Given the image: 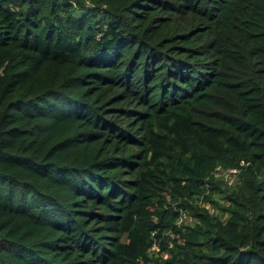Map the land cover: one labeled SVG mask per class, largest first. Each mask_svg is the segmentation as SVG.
Masks as SVG:
<instances>
[{"label": "trees", "instance_id": "1", "mask_svg": "<svg viewBox=\"0 0 264 264\" xmlns=\"http://www.w3.org/2000/svg\"><path fill=\"white\" fill-rule=\"evenodd\" d=\"M0 264H264V0H0Z\"/></svg>", "mask_w": 264, "mask_h": 264}, {"label": "built area", "instance_id": "2", "mask_svg": "<svg viewBox=\"0 0 264 264\" xmlns=\"http://www.w3.org/2000/svg\"><path fill=\"white\" fill-rule=\"evenodd\" d=\"M237 172V168L235 167H230L227 169H221L220 167H217V171H216V175H220V174H224V176L226 177V179L228 180V183L232 184L234 182L233 181V177L236 175ZM229 178V179H228ZM205 207L209 208V210L211 212L214 211V209L210 206L209 203H204L203 204ZM192 217L184 210H181L179 213V217L177 219V223L178 224H182V223H188V222H192ZM150 250L152 251H157L158 250V246H157V242H153ZM167 253H164V257H167Z\"/></svg>", "mask_w": 264, "mask_h": 264}, {"label": "rangeland", "instance_id": "3", "mask_svg": "<svg viewBox=\"0 0 264 264\" xmlns=\"http://www.w3.org/2000/svg\"><path fill=\"white\" fill-rule=\"evenodd\" d=\"M220 175H222L223 178L226 179V177L224 176V174H220ZM228 179H229V178H228ZM226 181L228 182L227 179H226ZM232 182H234V183H232V184L228 183V184H230V185H234V184L236 183V176L233 177V181H232Z\"/></svg>", "mask_w": 264, "mask_h": 264}]
</instances>
